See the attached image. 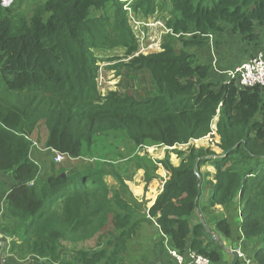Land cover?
I'll return each instance as SVG.
<instances>
[{
  "label": "trees",
  "instance_id": "trees-1",
  "mask_svg": "<svg viewBox=\"0 0 264 264\" xmlns=\"http://www.w3.org/2000/svg\"><path fill=\"white\" fill-rule=\"evenodd\" d=\"M170 2L174 20L166 25L161 51L147 55L137 54L128 11L119 0H15L13 7L0 5V191L1 176H11L5 211L12 221L10 252L19 259L34 256L62 264V242L98 236L97 249L77 252L76 264H119L148 216L157 221L172 250L220 264V242L199 220L201 213L207 221V213V225L214 223L219 236L233 238V251L240 249L264 264V88L239 89L234 80L212 83L211 66L191 51L225 28L257 41V25L264 26V0ZM26 3L31 6L24 9ZM154 4L136 0L134 12L149 16ZM108 7L109 20L93 17ZM99 47H125L129 59L118 65L125 90L104 100L94 58ZM100 102L104 105H95ZM37 122L48 132L41 157L30 139ZM213 125L220 154L189 145L208 136ZM110 133L126 138L129 157L138 148L169 151L188 145L173 151L178 166L170 152L160 161L169 179L147 215L135 199L131 204L120 195L128 192L122 179L118 186H108L105 176L110 172L105 169L84 166L70 175L65 172L84 145ZM51 150L68 157L65 168L56 165ZM135 160V169H143L151 182L153 175L142 159ZM206 166L214 169L212 179L202 172ZM43 173L47 177L41 179ZM207 198L210 207L201 208ZM216 206L229 216H214L210 208Z\"/></svg>",
  "mask_w": 264,
  "mask_h": 264
},
{
  "label": "rangeland",
  "instance_id": "rangeland-1",
  "mask_svg": "<svg viewBox=\"0 0 264 264\" xmlns=\"http://www.w3.org/2000/svg\"><path fill=\"white\" fill-rule=\"evenodd\" d=\"M124 4V8L128 11V25L131 27V34L133 35L137 45H138V53L137 54H150L156 53L158 48H162L163 40L165 35L169 32L166 29V25L169 21L174 20V13L172 12L171 2L170 0H155L154 8L149 14V16H144L142 14V10H135L133 6L135 5L136 0H119ZM15 3H13L10 7H13ZM31 4L26 3L25 8L30 7ZM132 7V9H131ZM111 7L106 8L105 10L97 11L93 13V17L95 18H104L109 20L112 16L110 12ZM137 12V13H136ZM112 26H114V20H110ZM109 35L111 38L116 37V32L109 29ZM210 42V40H209ZM214 46V42L212 43ZM126 48L125 47H115L113 49L99 47L94 50V58L96 59V66L98 67V78H97V88L100 93V98L105 99L108 97V94L111 92H119L121 90H125V87L121 88V75L118 65L123 62H128L129 59L125 58ZM207 58V57H206ZM121 59V60H119ZM95 105H104L103 102L96 103ZM261 116L257 117V120H261ZM35 129L33 131V135L30 138L32 143H36V148H34V153L37 156L43 154V151L40 149L44 148L47 138L48 132L47 128L44 124H40L37 122L35 124ZM216 129L214 126L213 131ZM216 130V135H217ZM96 141L94 145H84L81 156L78 159H71L68 161L70 163V169L65 170L66 174L75 173L80 167L91 166L96 171H102V168L106 171L110 172L106 174L105 181L110 188L119 185V180H123L124 185H127L128 192L121 191L120 195L128 200L129 203L135 204L136 197L134 196V192L129 188L128 183L131 184V187L135 186L134 184L140 181L141 185L143 183V177L141 178L143 169H135L137 168L136 164L138 163L135 159L140 157L142 159V164L144 168L149 169L151 175H153V179L151 182L146 183L145 190H148L149 186H156L157 183L163 181V177L165 174L167 176L166 171L163 166L160 164V161L165 159L166 153L170 152L171 160L174 164L179 163V159L177 155L173 152L175 149L179 151H184L183 149L187 148L185 145H178L175 148L168 149L166 147H143L136 149L132 156H128V147L129 144L124 136H118V134H106L100 137H94L92 142ZM212 140V141H210ZM208 141H204L199 143L198 148L210 149L220 154L221 151L218 149L219 146L215 142V138L212 136ZM218 141L220 143V137L218 135ZM192 145V144H191ZM36 149V150H35ZM124 154V157L120 155ZM131 159L133 161H131ZM52 158L45 160V164L47 166L50 165ZM66 163V162H65ZM56 164L59 167L65 168L66 164ZM155 167V168H154ZM61 168V169H62ZM133 169V170H132ZM203 173H210L209 178L212 179L211 173H214V169L210 166H206L202 168ZM65 175V174H64ZM41 179L47 177V173H43ZM2 180L8 181L12 179L11 176H6L5 174L1 176ZM169 179L168 176L166 177ZM1 180V181H2ZM166 180V181H167ZM4 183V181H2ZM156 187H152L155 189ZM116 190V189H115ZM137 201V200H136ZM138 202V201H137ZM147 203L142 202L138 203L137 207L139 210L143 211V209H147ZM225 214H219V216H228L226 210L224 209ZM235 213V209H234ZM4 231L10 236V229H5ZM10 240V239H9ZM100 240L98 236L90 241L75 243V242H62V264L74 263L77 252L85 250V251H94L97 249V245ZM111 251V249H109ZM127 254V253H126ZM126 254L122 256L121 262L119 264H128L129 260L126 258ZM34 256H28L32 261ZM41 260L34 261L35 264L39 263ZM43 264V263H42ZM44 264H54L51 263L50 260L45 259ZM57 264H61L60 262Z\"/></svg>",
  "mask_w": 264,
  "mask_h": 264
},
{
  "label": "crops",
  "instance_id": "crops-1",
  "mask_svg": "<svg viewBox=\"0 0 264 264\" xmlns=\"http://www.w3.org/2000/svg\"><path fill=\"white\" fill-rule=\"evenodd\" d=\"M256 32L259 36L258 40L250 42L244 40L243 36L233 33L229 28H225L223 33L213 35L214 46L209 42L205 46H199V48L192 49L191 51L195 50L200 63L211 66L209 80L212 83L217 85L225 84L230 80L227 72L249 61L258 53L264 52V26L257 25ZM214 123H217V119H215ZM179 164L180 160L178 164L174 165L178 166ZM167 176L166 174L165 177L162 176L163 181L157 183V187L149 186L148 190H145L146 183L144 182V172L141 175V178L143 177L142 185L139 181L134 184L135 186L132 188L131 184L128 183L138 203H147V209H143V213L146 215L154 205L157 197L161 194ZM2 181H4V190L0 191V264H30V262H32L30 258H26L25 260L19 259L16 253L10 252L9 244L11 239H8L9 235L7 232H3V227L9 230L12 223L11 219L6 216L5 198L13 182L10 180ZM151 184L152 182L150 185ZM152 187L156 188L153 189ZM201 206V208L210 207L208 198L202 202ZM210 210L215 213L214 216L225 214L224 208L220 206H216L213 209L210 208ZM204 215L207 221H205L201 213H199L200 223L203 222L209 236H211L213 240L219 241L222 247L223 262L220 264H242L238 263V260L235 258V253L233 252L232 254V249L234 247L233 238L224 239L219 236L215 230L216 225L214 223L207 225L209 215H207V213ZM197 220L194 221L195 224H197ZM238 237H240L239 233L237 234V238ZM170 250H172V247L169 240L158 229L157 221L147 216L146 221L141 224L137 235L129 241L126 258L129 260L128 264H176V260L171 256ZM34 261H36V259ZM32 264L35 263L32 262ZM187 264L192 263L187 260Z\"/></svg>",
  "mask_w": 264,
  "mask_h": 264
},
{
  "label": "built area",
  "instance_id": "built-area-1",
  "mask_svg": "<svg viewBox=\"0 0 264 264\" xmlns=\"http://www.w3.org/2000/svg\"><path fill=\"white\" fill-rule=\"evenodd\" d=\"M14 2L15 0H0V5L11 6ZM209 40H210V44H212L213 36H210ZM159 51H161V48H158V50H156V52H159ZM227 75L230 80H234L236 82L239 89L253 88V87L264 88V52L258 53L255 57H253L249 61L244 62L241 65L234 68L232 71L227 72ZM214 126L215 125L212 126V132L208 136L200 140H195L191 142L189 145L192 144L196 148H198L199 143L204 142V141L209 142L212 136L215 138V142L219 145L218 134L216 135L217 128L213 131ZM33 146L36 147V143H33ZM187 146L188 145H185V147ZM51 152H53L55 156L54 161L56 164H63L68 158L65 154H62L55 150H51ZM233 252L239 258L244 260L243 264H257L253 262L250 258L245 256L242 250L240 249L236 251L232 250V253ZM170 254L173 258H175L176 264H187V260L190 261L192 264H213L207 257L202 256V255H197L193 252H189L187 257H185L180 252H177L174 250H170ZM37 260H41L39 263L44 264V260L39 259V258H37ZM32 262L34 263V261ZM32 262H30V264H32Z\"/></svg>",
  "mask_w": 264,
  "mask_h": 264
},
{
  "label": "flooded vegetation",
  "instance_id": "flooded-vegetation-1",
  "mask_svg": "<svg viewBox=\"0 0 264 264\" xmlns=\"http://www.w3.org/2000/svg\"><path fill=\"white\" fill-rule=\"evenodd\" d=\"M189 252H190V251H187V252L185 251V252L183 253V254H185V253H186L184 256H185V257H187V256H188V254H189Z\"/></svg>",
  "mask_w": 264,
  "mask_h": 264
},
{
  "label": "water",
  "instance_id": "water-1",
  "mask_svg": "<svg viewBox=\"0 0 264 264\" xmlns=\"http://www.w3.org/2000/svg\"><path fill=\"white\" fill-rule=\"evenodd\" d=\"M65 177V175H63Z\"/></svg>",
  "mask_w": 264,
  "mask_h": 264
},
{
  "label": "clouds",
  "instance_id": "clouds-1",
  "mask_svg": "<svg viewBox=\"0 0 264 264\" xmlns=\"http://www.w3.org/2000/svg\"><path fill=\"white\" fill-rule=\"evenodd\" d=\"M217 128V127H216Z\"/></svg>",
  "mask_w": 264,
  "mask_h": 264
}]
</instances>
